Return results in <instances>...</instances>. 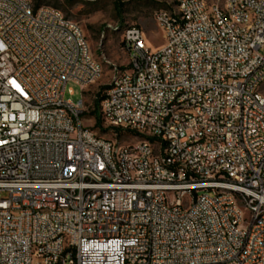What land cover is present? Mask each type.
I'll return each instance as SVG.
<instances>
[{
	"label": "built area",
	"instance_id": "built-area-1",
	"mask_svg": "<svg viewBox=\"0 0 264 264\" xmlns=\"http://www.w3.org/2000/svg\"><path fill=\"white\" fill-rule=\"evenodd\" d=\"M158 2L97 107L120 145L82 123L80 26L0 0V264H264V0Z\"/></svg>",
	"mask_w": 264,
	"mask_h": 264
},
{
	"label": "rangeland",
	"instance_id": "rangeland-1",
	"mask_svg": "<svg viewBox=\"0 0 264 264\" xmlns=\"http://www.w3.org/2000/svg\"><path fill=\"white\" fill-rule=\"evenodd\" d=\"M30 2L34 5L35 0ZM41 4L58 10L65 18L77 23L94 58L102 65L101 77L88 87L86 93L87 108L81 116L83 125L105 140L120 145L133 144L138 137L129 131L108 127L99 117L94 102L109 85L114 68L118 69L126 63L120 45V30L124 26H139L147 47L152 51L163 47V32L153 18L154 11L162 8V5L158 0H41ZM258 52L264 56V46ZM81 95L79 85L68 82L63 100L75 104ZM96 118L100 121L97 126Z\"/></svg>",
	"mask_w": 264,
	"mask_h": 264
},
{
	"label": "trees",
	"instance_id": "trees-1",
	"mask_svg": "<svg viewBox=\"0 0 264 264\" xmlns=\"http://www.w3.org/2000/svg\"><path fill=\"white\" fill-rule=\"evenodd\" d=\"M42 4H41V0H35V3H34V8H38L40 7ZM107 87H105L103 90H106ZM103 98V94H101L100 96H98L94 102V105L96 106V109L98 107V104H99V101ZM95 113V112H94ZM100 123L99 121V118H96V126ZM114 130H117V129H114Z\"/></svg>",
	"mask_w": 264,
	"mask_h": 264
}]
</instances>
